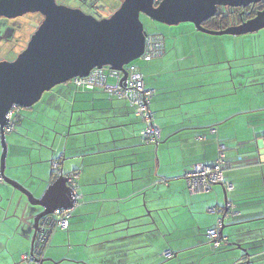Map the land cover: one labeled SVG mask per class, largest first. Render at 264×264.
Masks as SVG:
<instances>
[{"label":"crops","instance_id":"obj_1","mask_svg":"<svg viewBox=\"0 0 264 264\" xmlns=\"http://www.w3.org/2000/svg\"><path fill=\"white\" fill-rule=\"evenodd\" d=\"M177 27L154 32L164 36L165 53L141 67L155 90L150 107L161 128L158 145L143 143V124L125 101L102 90L77 91L71 81L17 114L15 130L5 136V174L40 197L59 178L52 169L59 160L65 174L79 172L83 195L69 231L50 238L42 264H189V257L210 264L206 233L224 215L208 210L225 213L230 201L238 209L224 218L220 236L228 247L216 264H264V208H257L261 214L250 208L264 201V110L254 99L255 108L234 110L224 98L234 89L216 83L207 39L193 25ZM233 132L227 156L234 164L225 176L235 191L219 184L208 193L190 192L186 172L213 162L218 143ZM202 134L206 140L198 141ZM1 156L0 147V166ZM252 184L263 189L251 192ZM27 202L0 181V264H33L23 260L34 234ZM168 251L172 257L164 256Z\"/></svg>","mask_w":264,"mask_h":264},{"label":"water","instance_id":"obj_2","mask_svg":"<svg viewBox=\"0 0 264 264\" xmlns=\"http://www.w3.org/2000/svg\"><path fill=\"white\" fill-rule=\"evenodd\" d=\"M260 2L264 0H161L158 4L156 0H124L110 17L96 18L55 0H0L2 18L16 19L27 13L44 17L27 47L13 61H0V178L27 198L24 215L30 206L28 219H32L34 230L31 253L36 247L40 221L56 209L72 207L73 202L68 199L63 175L37 197L5 174L7 144L3 131L12 107L30 108L44 93L74 78L87 77L95 68L108 66L126 75L125 66L144 52L147 31L141 15L167 26L192 23L206 34L238 36L264 29V10L246 22L219 30L208 29L203 23L214 17L219 7L245 8ZM38 208L42 211L36 213ZM44 261L45 258L39 260V264Z\"/></svg>","mask_w":264,"mask_h":264},{"label":"built area","instance_id":"obj_3","mask_svg":"<svg viewBox=\"0 0 264 264\" xmlns=\"http://www.w3.org/2000/svg\"><path fill=\"white\" fill-rule=\"evenodd\" d=\"M165 53V38L162 34H147L145 38V47L143 55L136 61L125 66V73L113 70L110 67L95 68L87 77H78L71 80V83L80 91L102 90L111 96L125 101L129 106L134 108L136 115L143 124L140 132L143 143L158 145L161 141V128L155 121V114L150 105L155 96V90L146 86L145 76L142 72L138 61L151 62L161 58ZM19 107L14 105L7 113V124L4 126V133L15 130L14 117ZM211 134H217V128H211ZM1 134V126H0ZM207 135L202 134L197 137L198 141L206 140ZM229 146L225 142L218 143L217 158L211 163H196L185 174L188 190L192 193H208L213 190L215 185L222 184L226 191L234 189L225 176L228 169L232 168L233 160L227 156ZM238 162H242V157H237ZM53 172L58 176H64L67 180L69 189V199L73 202L70 208L56 209L52 214L45 216L40 221V232L37 235L35 250L23 256L25 262L39 264V260L45 256L46 249L49 245L52 235L61 230L69 231L70 221L74 211L79 207L83 200V195L79 191V172H70L65 174L62 169L61 161L52 162ZM0 181L1 178H0ZM223 209L210 208V213H222L224 218L234 216L233 209L235 205L228 203ZM230 210V213H227ZM224 218L219 219L215 227L207 231V238L213 249L220 246L222 237L220 230L223 227ZM165 257H172L173 252H164Z\"/></svg>","mask_w":264,"mask_h":264},{"label":"rangeland","instance_id":"obj_4","mask_svg":"<svg viewBox=\"0 0 264 264\" xmlns=\"http://www.w3.org/2000/svg\"><path fill=\"white\" fill-rule=\"evenodd\" d=\"M159 2H161V0H156L157 4ZM103 15L104 17H110V14ZM140 18L148 33H154L159 30V28H179L177 26H167L155 22L145 15H141ZM40 22L41 20L37 13H27L20 18H16L15 21H9L6 20V18L0 17V35L6 33L10 39V42L0 45V61L14 60L28 44L36 28L39 27ZM179 25L184 27L194 26L192 23H182ZM5 28L7 31L3 32ZM200 35L207 39L208 44L206 43L204 46H211V58L216 60V83L218 85H225L226 82H230L234 89L233 94L224 97L226 100H229L231 106L235 107L234 110L237 112L251 110L255 108L253 102H255V104L260 103L259 106L264 110V29L252 34L238 36L211 35L203 32H200ZM138 64L144 67L146 62L139 60ZM235 120L239 121L240 119L235 118ZM234 136L235 132H233L229 140L224 141H226L228 145L235 144L236 140H234ZM250 189L252 192V190H261L263 187L252 184ZM262 203L263 204L252 203L250 205L252 212L259 211L261 214L262 210L257 208L263 209L264 201H262ZM219 215L221 218L223 217L222 213ZM227 218H230V216L225 219ZM230 228H232L233 233L239 231L237 227L232 226H227L225 231ZM241 235L243 236L244 233H241ZM207 246H209L213 252L208 253L205 257L209 260L208 262H211L210 264H216L217 257L221 256L228 247L226 243L222 244L218 249H213L210 243ZM214 250L216 252H214ZM235 251L238 252L237 250ZM214 256H216V260L212 261L211 258ZM186 261H189V264H198L197 258L194 257H189ZM233 261V259H224L217 264H229V262L233 263Z\"/></svg>","mask_w":264,"mask_h":264},{"label":"flooded vegetation","instance_id":"obj_5","mask_svg":"<svg viewBox=\"0 0 264 264\" xmlns=\"http://www.w3.org/2000/svg\"><path fill=\"white\" fill-rule=\"evenodd\" d=\"M55 1L59 5H64L70 8L79 9L87 15H92L96 18H104L103 14L112 15L117 9L120 8L124 0H55ZM262 10H264V2L253 4L245 8H227V7L220 8L219 7L217 13L220 14V13L227 12V16L231 18L230 23L231 25H233V24H240L242 22H246L254 18L257 15V13ZM37 14L41 20V22L39 23L40 25L42 21L44 20V17L40 13H37ZM6 20L15 21L16 19L6 18ZM4 31H7V29L6 28L3 29V32ZM8 42H10V39L8 38L6 33L0 35V45L3 43H8ZM27 45L25 46V48L27 47ZM25 48H23V50Z\"/></svg>","mask_w":264,"mask_h":264},{"label":"trees","instance_id":"obj_6","mask_svg":"<svg viewBox=\"0 0 264 264\" xmlns=\"http://www.w3.org/2000/svg\"><path fill=\"white\" fill-rule=\"evenodd\" d=\"M220 8H222V7H220ZM230 21H231V18L229 17V16H227V12H225V13H220V14H216L214 17H212L211 19H209V20H207L206 22H204L203 23V26L204 27H206V28H208V29H211V30H219V29H222V28H226V27H228V26H230L231 25V23H230ZM20 28V27H19ZM18 28V29H19ZM148 33V32H147ZM148 34H160V33H148ZM77 91H80V90H78V89H76ZM94 91H96V90H94ZM23 108H19V110H18V112H17V114H19V112L22 110ZM17 114H16V116H17ZM14 117V123H15V128H16V121H17V117ZM217 158V157H216ZM74 172H77V171H74ZM229 181V180H228ZM230 183H232L231 181H229ZM233 185H234V189L232 190V191H230L231 193L232 192H234L235 191V189H236V186H235V184L234 183H232ZM230 203H232L233 205H235V208L233 209V210H237L238 209V205H237V203L235 202V201H230ZM232 208H229L228 210L229 211H227V213H230V210H231ZM238 215V214H237ZM74 216V215H73ZM234 216H236V215H234ZM231 217H233V216H231ZM73 218V217H72ZM71 218V219H72ZM70 225H71V221H70ZM59 231H61V230H59ZM224 241V239L222 238V241H221V243H220V246H221V244H222V242ZM219 246V247H220ZM218 247V248H219ZM217 248V249H218ZM247 254H249L248 252H246V255ZM250 255V254H249ZM250 264H252V262L250 261Z\"/></svg>","mask_w":264,"mask_h":264},{"label":"bare ground","instance_id":"obj_7","mask_svg":"<svg viewBox=\"0 0 264 264\" xmlns=\"http://www.w3.org/2000/svg\"><path fill=\"white\" fill-rule=\"evenodd\" d=\"M67 196H68V194H67ZM68 199H69V197H68ZM70 200V199H69Z\"/></svg>","mask_w":264,"mask_h":264},{"label":"clouds","instance_id":"obj_8","mask_svg":"<svg viewBox=\"0 0 264 264\" xmlns=\"http://www.w3.org/2000/svg\"><path fill=\"white\" fill-rule=\"evenodd\" d=\"M148 34V33H147Z\"/></svg>","mask_w":264,"mask_h":264}]
</instances>
